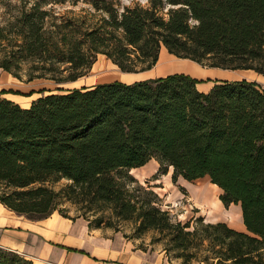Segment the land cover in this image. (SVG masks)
<instances>
[{
    "label": "trees",
    "instance_id": "16d2710c",
    "mask_svg": "<svg viewBox=\"0 0 264 264\" xmlns=\"http://www.w3.org/2000/svg\"><path fill=\"white\" fill-rule=\"evenodd\" d=\"M78 2L102 16L52 19L54 5ZM16 3L0 26V69L19 80L75 82L97 55L123 73H142L162 48L201 66L264 76V0H152L121 13L113 0ZM164 4L171 6L167 18L159 14ZM198 83L173 74L57 89L27 109L0 93V184L13 189L0 203L31 221L46 219L55 210L47 184L66 181L134 213L139 202L124 198L118 184L155 160L161 172L173 170V182L206 177L225 207H240L243 232L222 223L204 227L218 264H264V92L239 80L214 82L201 93ZM154 203L139 208L142 227L160 229L164 220L176 247L186 248L197 230L170 226ZM0 264L33 262L0 248Z\"/></svg>",
    "mask_w": 264,
    "mask_h": 264
},
{
    "label": "rangeland",
    "instance_id": "374dc122",
    "mask_svg": "<svg viewBox=\"0 0 264 264\" xmlns=\"http://www.w3.org/2000/svg\"><path fill=\"white\" fill-rule=\"evenodd\" d=\"M151 1L113 0V5L118 13H121L126 8L135 6L150 7ZM16 4V0H0V26L12 18ZM170 8L171 6L164 4L159 9V14L167 18V12ZM51 10L52 19L87 17L90 21H97L99 15L102 16L103 14L83 2H78L76 5H72V3L57 4ZM163 49L159 53L156 65L151 70L142 73H123L104 55H97L94 65L85 76L75 82L62 85H56L48 80L27 82L24 77L19 80L0 69L1 98L10 99L19 102L21 106H25L28 102L30 103L32 100L46 95L47 91L57 89L69 91L115 81L129 84L173 74L197 76L196 71L188 65L190 63L186 64L185 59L173 57L166 50L169 56L163 53L166 57H161ZM195 64L192 65L196 67ZM197 65L205 71L213 69ZM233 76H236V79L254 83L264 92L263 75L251 71L250 73H236ZM205 77L197 80L199 85H208L211 81L212 76L206 75ZM159 168V164L151 160L140 168L130 170L129 175L132 180L123 179L122 182L125 184H118L122 187L124 198L139 202L138 210L134 213L126 211L125 208L119 205L99 201L92 195H86L79 188H72V184L61 181L58 184H47L55 194L53 214L69 221L83 219L89 224L91 230L104 235L120 234L126 240L131 241L136 249L158 253L169 264H218L217 260L214 259L215 256L207 252L208 242L205 240L204 227L207 224L222 223L231 229L243 232L244 230L238 224L233 223L237 218L241 222L242 218L238 208L234 206L224 207L219 201L220 191L209 184L208 178L205 177L193 182H185L179 179L173 182L171 179L172 169H169L168 173H164ZM112 175L115 176V174ZM210 188L215 190L210 192L209 203L211 206L208 207L202 205L203 197L197 192L199 190L200 192L201 190L210 191ZM148 190L153 191L157 198L153 199ZM12 191L13 189L7 184H0V197L7 196ZM148 200L155 202L154 206L161 212L166 213L167 223L170 226L187 225L189 226L187 231L197 230L194 237L188 238L190 243L186 248L176 247L169 234L171 231L166 227L164 220L161 221L162 227L160 229L142 227L141 215L144 211L139 208L143 205L142 203ZM218 249V247H215V250ZM20 256L22 257V255ZM25 259L30 261L27 258Z\"/></svg>",
    "mask_w": 264,
    "mask_h": 264
},
{
    "label": "crops",
    "instance_id": "0c3cea01",
    "mask_svg": "<svg viewBox=\"0 0 264 264\" xmlns=\"http://www.w3.org/2000/svg\"><path fill=\"white\" fill-rule=\"evenodd\" d=\"M163 53L169 56L165 49L161 53V57L165 58L166 56ZM185 62L186 64L190 63L188 65L196 71L197 76H190L191 78L200 80L206 75L212 76L211 81H209L210 84L196 85V89L201 93H207L214 85V82L239 81L240 79H236V76H233L234 74L251 72L227 71L214 68L210 69V71H205L194 62L188 60H185ZM176 64L178 65V63ZM192 64H195L196 67ZM10 101L27 109L35 99L30 103L28 102L25 106H21L19 102ZM169 169L166 173H168ZM179 179L185 181L181 177H178L176 181ZM215 187L220 191V201L222 191L217 186ZM212 190L215 189L212 188L210 191L201 190V192L199 190L197 192L203 197L202 205L211 206L209 198ZM230 206L238 208L241 215L239 206L231 204L228 207ZM205 211L207 210L205 209ZM240 221L237 218L233 223L238 224L244 230L243 225H241L242 219ZM234 230L239 231L237 229ZM0 248L18 253L32 261L33 264H169L158 253L136 249L131 241L126 240L120 234L104 235L91 230L89 224L83 219L69 221L53 214L46 219L31 221L17 215L1 203Z\"/></svg>",
    "mask_w": 264,
    "mask_h": 264
}]
</instances>
